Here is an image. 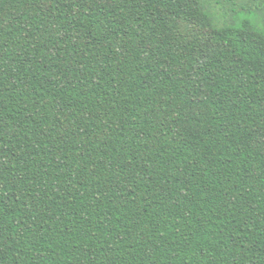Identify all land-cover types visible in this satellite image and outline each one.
I'll use <instances>...</instances> for the list:
<instances>
[{
    "label": "trees",
    "instance_id": "16d2710c",
    "mask_svg": "<svg viewBox=\"0 0 264 264\" xmlns=\"http://www.w3.org/2000/svg\"><path fill=\"white\" fill-rule=\"evenodd\" d=\"M226 1L0 0V264H264V31Z\"/></svg>",
    "mask_w": 264,
    "mask_h": 264
},
{
    "label": "rangeland",
    "instance_id": "374dc122",
    "mask_svg": "<svg viewBox=\"0 0 264 264\" xmlns=\"http://www.w3.org/2000/svg\"><path fill=\"white\" fill-rule=\"evenodd\" d=\"M245 8L235 16H230L233 20L241 22L249 20L259 26L264 31V0H244ZM237 2H240L237 0ZM223 4H227L226 0H222ZM236 7V6H235ZM219 9V7H218Z\"/></svg>",
    "mask_w": 264,
    "mask_h": 264
}]
</instances>
